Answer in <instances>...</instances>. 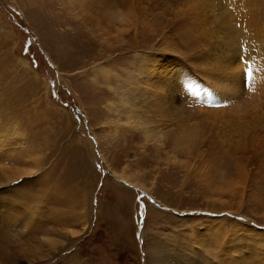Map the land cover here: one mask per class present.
<instances>
[{
	"label": "rangeland",
	"instance_id": "obj_1",
	"mask_svg": "<svg viewBox=\"0 0 264 264\" xmlns=\"http://www.w3.org/2000/svg\"><path fill=\"white\" fill-rule=\"evenodd\" d=\"M200 2L207 9L194 7L208 12L198 17L199 27L219 31L218 38L203 33L205 52H227L229 47L221 39L230 32L221 34L226 16L213 13L207 0H171L175 17L162 19H172L170 26L183 32L194 16L182 14L181 9ZM61 3L0 0V133L11 137L10 143L23 134L32 159L43 161L37 171L30 164L32 159L25 164L17 152L9 156L16 157L12 167L5 166L6 159L0 160V178L10 181L0 186V264H159L162 257L163 264H184L196 258L201 264H239L242 259V264H264V193L259 181L241 179L238 166L221 170L220 161H190L181 152L167 154L168 149L160 150L158 158L154 142L147 143L135 131L125 130L127 136L117 137L114 125L120 115L106 108V100L116 101V95L97 84L103 77H94L93 71L104 66L128 77L132 52L144 45L138 49L109 42L105 47L97 42L104 35L96 36L94 45L85 44V39L69 33L72 23H63ZM121 12L126 15L128 11ZM67 13L64 16L69 20ZM163 37L157 35L141 52L148 54L158 43L176 68L189 52L187 37L175 40L169 51L160 42ZM128 39L135 45L134 37ZM258 46L260 57L264 40L259 36ZM208 56L213 58L212 53ZM190 61L196 65V60ZM243 62L251 68L250 60ZM184 68L190 77L198 74L187 65ZM184 68L177 66L175 71ZM262 86L264 90V75ZM117 106L120 113V103ZM122 119L127 121L125 116ZM16 121L21 128L17 132L12 124ZM34 140L41 149L33 150ZM195 145L191 141L192 148ZM116 174L131 180H119ZM60 180H65L61 190L67 199L77 203L75 213L86 214L85 218L70 219L66 213L73 210L72 205L62 206L53 199ZM13 189L31 196L17 197ZM62 210L63 218L57 215ZM25 212L31 215L24 218ZM3 215L14 222L6 223ZM194 247L195 252L185 253ZM229 247L236 251L231 254Z\"/></svg>",
	"mask_w": 264,
	"mask_h": 264
},
{
	"label": "bare ground",
	"instance_id": "obj_2",
	"mask_svg": "<svg viewBox=\"0 0 264 264\" xmlns=\"http://www.w3.org/2000/svg\"><path fill=\"white\" fill-rule=\"evenodd\" d=\"M60 1H62L63 9L59 12L63 23H72V26H69V33L76 36L77 39L78 37L85 39V44L94 45L96 36L102 38L104 35L106 37L97 40V42L104 44L105 47L111 42L117 46L126 44L131 47L138 46V49L143 44V49H145L157 35L160 36L162 33L164 37L160 42L164 45V49L169 51L175 47V40L187 37L189 52L185 57L180 58L177 66L184 68L187 65L191 71L194 69L198 73L196 77H190L185 68L175 71L177 66L175 68V64L164 56V50L159 48L158 43H154V47L148 54L141 52L143 49L132 52L134 53L132 62L126 67L128 77L108 70L104 66H98L93 71L94 77L99 74L103 77L102 81H97V84L105 86L111 96L116 95V101L106 100L108 101L106 105L108 112L120 115V119L118 122L115 121L114 125L116 136H127L126 131L139 133L138 135L144 136L147 143L154 142L158 158L160 150L168 149L167 154L181 152L190 161H194V159L201 162L203 160L220 161L223 163L221 170H226L230 166H238L239 177L243 180L252 177L251 183L258 180L257 184L260 185V190L264 193V90L262 86L264 52L262 51L263 56L257 57L259 55L257 54L259 52L258 36L264 40V0H207L209 8L214 11L213 13L219 15L221 12V15L226 16L224 21L226 28L221 27V34L230 31L228 37H221L224 45L229 47L227 52H221V54L217 53L218 49L205 52V35L203 33L207 32L211 38H218L219 31L218 29L205 30L199 27L201 20L198 17L208 12L199 8L207 9L204 2L184 5L186 9H181V13L194 17L189 20V28L180 32L177 28L174 29L170 26L173 20L168 17H175L171 0ZM236 5L237 8L233 10L232 7ZM67 8L71 11V15L65 10ZM121 10L128 12L125 15ZM65 12L69 20L64 16ZM164 16L168 17L162 19ZM161 23H165V26L162 27ZM76 24H78L77 27ZM72 27H76V29ZM182 27L185 28L186 25L183 24ZM162 28H167L169 32ZM131 31L134 33L130 34ZM255 31L256 33H254ZM128 37H134L135 45L131 44ZM93 41L95 42L93 43ZM176 51L177 49H173L171 52L176 53ZM191 53L194 54V58ZM211 53L213 58L209 59L208 55ZM140 54H143L142 57ZM190 60H196V65ZM245 60L251 61V68L244 64ZM240 63L241 66L238 67ZM112 64L115 65V63ZM112 64L111 69L113 68ZM137 69L140 70L139 75L136 72ZM212 75L216 76L212 77ZM117 102L122 107L120 113L117 111L119 109ZM191 102L195 103H192L191 106ZM122 116L126 117V122L122 121ZM12 124L17 129L16 132L21 129L19 122L16 121ZM10 138L0 133V160L6 159L5 166L7 164L12 167L14 162L17 164L16 157L9 158V156L17 152L26 164L32 159V149L26 147L23 134L17 135L14 143L9 142ZM191 141L196 144V147L192 148ZM76 142L81 144L80 140ZM183 146L186 147L183 148ZM32 148L33 150L41 149L42 145H37V140H34ZM36 159H32L30 164L38 171L41 169L43 161H36ZM249 167L250 171L247 170ZM116 175L119 180L127 182L131 180L123 174ZM15 179L18 178L15 176ZM210 179L208 178V180ZM64 181L58 182L59 185L53 194V199L62 206L67 205L66 202L68 206L72 205L70 208L73 210L66 213L70 219L85 218L86 214L75 213L77 203L67 199L61 190L62 184L65 186ZM8 183L10 181L3 177L0 178V186H6ZM137 186L147 189L143 183H138ZM13 190L12 193L17 197L25 199L28 198V195L31 196L28 191ZM11 205L8 207L9 209H11ZM25 214L24 218H27V214L31 215L29 212H25ZM66 214L63 210L62 213H57L61 217ZM1 217L4 218L6 215ZM6 218V223L14 222L10 220V216ZM47 224L49 222L45 220L44 225ZM46 230L43 231L44 234H48L50 229ZM219 232L220 230H218ZM205 247L210 249V246ZM195 248L193 250L186 248L185 253L195 252ZM232 251L236 250L229 247V252ZM219 254H221L220 250L215 255L219 257ZM196 259L191 261L186 259L184 264H201ZM159 262L161 264L165 262L163 257ZM237 262L242 264L243 259Z\"/></svg>",
	"mask_w": 264,
	"mask_h": 264
}]
</instances>
